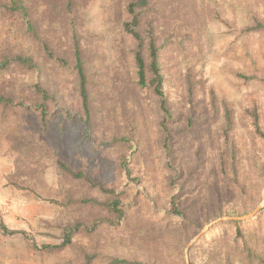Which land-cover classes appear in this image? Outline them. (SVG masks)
Instances as JSON below:
<instances>
[{"label":"trees","instance_id":"obj_1","mask_svg":"<svg viewBox=\"0 0 264 264\" xmlns=\"http://www.w3.org/2000/svg\"><path fill=\"white\" fill-rule=\"evenodd\" d=\"M46 1L56 8L51 28L56 30L57 43L42 37L30 21L32 0H0L3 19L9 17L16 24H26L23 36L27 43L22 46L17 41L0 40V129L6 130L1 131L0 141H5L16 155L14 186L32 192L40 200L57 203L64 210L63 216L48 225L58 231L60 242L44 245V249L49 254L73 252L67 264H166L159 250H150L145 259L128 251L132 243L128 234L145 235L148 245L156 237L170 239L173 264H186L188 225L198 232L202 225L218 218L246 217L257 205H249L250 194L238 179V150L231 138L232 108L212 95L214 122L221 120V126L211 142L209 174L203 182L209 191L210 208L199 205L198 212H186L197 217L188 223L181 218L185 213L182 197L190 187L175 165V146L181 144H175L169 124L176 121L173 111L184 100L183 110L188 111L186 129L193 131L195 90L191 82H185L186 90L174 104L164 63L173 57L172 52L179 50L183 56L190 52L183 46L186 36L177 38L186 26L170 21L174 14L186 18L182 0L173 6L174 0H125L120 33L131 44L128 65L135 78H126L123 89L114 80V73L130 77L129 71L96 61L91 41L88 44L89 38L82 31L81 15L89 0ZM241 2L248 20L245 30L264 32V0L260 5L251 0ZM119 11L116 4L115 17ZM158 21L163 30H172L171 38L175 36L177 47L173 39L160 37L156 31L161 26L156 24ZM140 103L151 106L161 118V169L170 193L165 213H159L167 222L146 231L136 222L139 207L125 202L135 182L141 180L134 175V161H128L131 143L139 147L132 128L138 120ZM250 119L254 134L264 140L260 114L254 112ZM137 154H133L135 160ZM49 168H54L59 177L58 189L46 182ZM0 233L19 232L0 222ZM106 233L120 238L122 250L115 249L112 254L101 250L99 241ZM263 243L264 207L252 218L227 220L210 228L189 249V262L233 264L235 255L256 264L260 260L256 248Z\"/></svg>","mask_w":264,"mask_h":264},{"label":"rangeland","instance_id":"obj_2","mask_svg":"<svg viewBox=\"0 0 264 264\" xmlns=\"http://www.w3.org/2000/svg\"><path fill=\"white\" fill-rule=\"evenodd\" d=\"M241 1L182 0L181 10L186 12V18L174 14L170 20L172 23L177 22L179 26L184 23L186 27L178 32L177 38L186 36L183 46L190 50L187 56L181 55L179 50L172 52L173 57L167 58L164 63L170 98L172 97L174 104H178L181 93L186 90L185 82L187 84L191 82L195 90L193 131L186 129L188 111L183 110L184 100L173 111L176 121L169 124V132L173 134L175 144H181L175 146L177 151L175 165L181 171L184 183L190 187L185 191L181 201L185 210L181 218L187 223L189 219L197 217L186 212H198L199 205L210 208L209 191L203 182L207 181L206 177L209 174L211 142L221 126V120L214 122L210 104L212 95L220 103H226L232 108L234 125L231 138L238 150L239 182L250 194L248 203L250 206L257 205L258 208L263 201L264 140L254 134L250 126V117L252 113L258 112L264 129V32L248 33L245 30L248 20ZM32 2L33 7L28 13L30 21L42 37L59 42L54 33L56 30L51 28V23L55 21L56 8L47 4L46 0ZM124 2L125 0H89L81 15L82 31L89 38L88 44L91 41L94 59L104 62L111 68H126L129 71L130 77L114 73V80L120 89H123L126 78L131 81L135 78L134 70L129 67L128 52L132 47L120 33V23L125 19ZM177 2L178 0H174L172 6ZM251 3L261 4L260 0H251ZM116 4L120 10L117 17L113 12ZM1 18L0 16V40L17 41L26 46V38L23 36L26 24L23 22L16 24L9 17ZM158 22L156 24L161 26L160 28L157 26L156 31L160 37L165 35L176 43L175 36L171 38L172 30H163L162 22ZM188 75L191 77L190 80L187 79ZM141 106L138 120L132 128L138 136L140 151L137 154L138 149L132 142L133 147L128 153L129 163L134 161L132 166L134 175L141 180L135 182L129 199L125 202L139 207L136 222L141 230L146 231L153 227H163L167 222L159 213H165L170 193L164 184L166 177L161 169L162 151L159 149L158 130L161 118L156 111H152L151 106L144 103ZM1 131L6 130L0 129V133ZM135 153L138 155L136 160L133 156ZM15 172L16 155L2 140L0 222L19 233L14 235L0 233V264H67V261L72 259L73 252L49 254L44 249V245H56L60 242L58 231L48 225L64 215L63 208L57 203L40 200L30 191L16 188ZM58 180L55 169L49 168L46 173L48 186L58 189ZM260 196L261 202H258ZM208 224L202 225L198 232L196 227L187 226L189 238L187 247ZM127 238L132 240L128 247L132 255L145 259L150 256L148 253L150 250H159L166 264L174 263L170 239L156 237L151 245H148L145 241L149 240L145 239L147 238L145 235L128 234ZM119 241V237L106 233L99 241V246L105 253L112 254L122 250ZM187 247L184 250L185 262ZM256 251L260 259L256 264H264V243L259 245ZM232 260L233 264H250L235 255L232 256Z\"/></svg>","mask_w":264,"mask_h":264},{"label":"water","instance_id":"obj_3","mask_svg":"<svg viewBox=\"0 0 264 264\" xmlns=\"http://www.w3.org/2000/svg\"><path fill=\"white\" fill-rule=\"evenodd\" d=\"M262 204L253 212L251 213L250 215L246 216V217H242V218H230V217H224V218H219L217 220H214L212 222H210L208 225H206L202 231L189 243L188 247H187V250H186V262L187 264H189V259H188V251L189 249L191 248V246H193V244L198 241L205 232H207L210 228H212L213 226H215L216 224L218 223H221V222H224V221H227V220H245V219H249V218H252L253 216H255L258 211L264 206V191H263V194H262Z\"/></svg>","mask_w":264,"mask_h":264}]
</instances>
